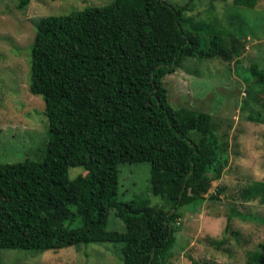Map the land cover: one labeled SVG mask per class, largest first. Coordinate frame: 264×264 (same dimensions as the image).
Instances as JSON below:
<instances>
[{
	"label": "trees",
	"instance_id": "obj_1",
	"mask_svg": "<svg viewBox=\"0 0 264 264\" xmlns=\"http://www.w3.org/2000/svg\"><path fill=\"white\" fill-rule=\"evenodd\" d=\"M257 1L232 0L246 7ZM187 8L112 0L39 20L29 90L43 98L48 138L36 160L0 162V264L5 248L43 252L94 241L123 242L122 264H159L170 252L178 209L206 200L221 176V156L210 114L173 107L162 78L187 56L229 60L239 53L233 44L228 49L221 30L206 39L205 25L190 28ZM250 69L264 85V69ZM141 161L150 163L151 192L169 209L117 200L118 164ZM75 166L85 173L71 179ZM221 190L208 199L218 200ZM242 195L264 204V180L249 182ZM110 210L123 231L107 229ZM233 214L241 213L228 221ZM247 263L264 264V240L247 252Z\"/></svg>",
	"mask_w": 264,
	"mask_h": 264
},
{
	"label": "rangeland",
	"instance_id": "obj_2",
	"mask_svg": "<svg viewBox=\"0 0 264 264\" xmlns=\"http://www.w3.org/2000/svg\"><path fill=\"white\" fill-rule=\"evenodd\" d=\"M19 1L0 0L1 163L38 159L40 146L48 138L43 98L29 90L30 52L39 20L112 0H28L21 6ZM170 1L188 7L184 13L191 17L190 28L205 25L201 31L206 39L213 29L221 30L228 49L233 44L239 53L232 51L229 60L187 56L162 78L173 107L210 114L221 176L212 183L205 201L178 209L173 247L159 264H191L190 257L200 264H248L247 252L264 240V204L242 195L249 182L264 180V85L254 82L250 69L252 64L264 69V0L253 7L235 5L232 0ZM190 136L199 140L201 134L192 131ZM117 169V200L170 208L165 198L151 192L149 162L119 163ZM68 173L72 179L85 172L75 166ZM218 187L222 189L218 200L208 199ZM235 210L241 214H233L228 221ZM106 226L125 228L112 210ZM123 245L94 241L43 252L5 248L1 264H122Z\"/></svg>",
	"mask_w": 264,
	"mask_h": 264
},
{
	"label": "clouds",
	"instance_id": "obj_3",
	"mask_svg": "<svg viewBox=\"0 0 264 264\" xmlns=\"http://www.w3.org/2000/svg\"><path fill=\"white\" fill-rule=\"evenodd\" d=\"M175 223H177V220H176V222Z\"/></svg>",
	"mask_w": 264,
	"mask_h": 264
}]
</instances>
